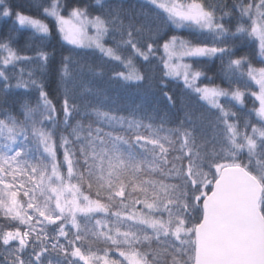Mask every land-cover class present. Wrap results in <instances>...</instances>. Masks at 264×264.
<instances>
[{"label": "snow or ice", "instance_id": "snow-or-ice-1", "mask_svg": "<svg viewBox=\"0 0 264 264\" xmlns=\"http://www.w3.org/2000/svg\"><path fill=\"white\" fill-rule=\"evenodd\" d=\"M0 19V264H264V0H0Z\"/></svg>", "mask_w": 264, "mask_h": 264}, {"label": "trees", "instance_id": "trees-1", "mask_svg": "<svg viewBox=\"0 0 264 264\" xmlns=\"http://www.w3.org/2000/svg\"><path fill=\"white\" fill-rule=\"evenodd\" d=\"M12 2L27 5L31 2V0H12ZM229 2H230V0H229ZM25 13L28 15H32L33 17H36V18H42L38 15L37 11L34 8L30 9V8L26 7ZM3 23H4L3 19H0V25H3ZM45 23H49L50 26L54 24V22L50 21V20H45ZM12 25H13V21L8 20L7 27H11ZM16 27L19 28V25H16ZM168 31H169V35L180 34V35L185 36V37L188 35V31L186 29H176V28L172 27ZM53 33L55 36L54 43H55L57 49H60L62 47L64 50V53L68 54L69 50L73 49L74 46L64 42L61 39L60 35L55 32V29H53ZM16 35L19 37V41H18V45H17L18 47L23 48L26 45H28L29 43H31L29 38L32 36V31L30 29H20L19 32L16 33ZM49 50H51V49H49ZM76 50L80 51V49H76ZM28 54H31V53H28ZM259 61H260V57H256V60L254 61L255 67L264 66V64H261ZM219 65H220V61L216 60L214 64L207 65V67L204 70L207 72V75L215 76L214 83L220 85L221 87L227 88V87H229V85L227 84V82L223 81V77L219 74V71H218ZM137 67L141 72L146 73L149 76L160 77L163 74L162 65H157L156 62H154L152 65H148V64H145L143 61H140L137 65ZM25 71H27V68L25 69ZM206 82L207 81H205V83ZM13 83H15V81H13ZM170 87L177 93L178 97L184 91V85H183L182 81L173 80L170 82ZM251 88H252V90H255V91H257V89H258V87L255 84H252ZM253 105L258 107L259 103H258V101L255 100L254 97H251L249 95L246 99V108L241 113V122H243V119L245 118L244 113L252 111ZM252 119H255V113L254 112L252 113ZM61 159H62V156H61ZM115 255H118V254H115Z\"/></svg>", "mask_w": 264, "mask_h": 264}, {"label": "rangeland", "instance_id": "rangeland-1", "mask_svg": "<svg viewBox=\"0 0 264 264\" xmlns=\"http://www.w3.org/2000/svg\"><path fill=\"white\" fill-rule=\"evenodd\" d=\"M88 35L89 36H91L92 35V32H91V30H89V33H88ZM175 35H179V36H182V35H180V34H175ZM85 39V42H87V39H88V37H85L84 38ZM64 41V40H63ZM64 42H66V41H64ZM67 43V42H66ZM161 54H162V51H161ZM180 81H182V80H180ZM183 82V81H182ZM258 87V86H257ZM257 91H259V89H257ZM259 103V102H258ZM259 107V106H258Z\"/></svg>", "mask_w": 264, "mask_h": 264}]
</instances>
